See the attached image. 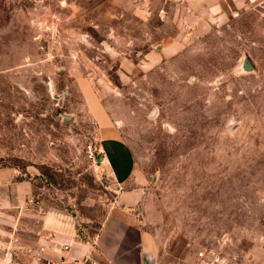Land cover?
<instances>
[{"label": "rangeland", "instance_id": "obj_1", "mask_svg": "<svg viewBox=\"0 0 264 264\" xmlns=\"http://www.w3.org/2000/svg\"><path fill=\"white\" fill-rule=\"evenodd\" d=\"M95 107L124 185L86 155ZM48 211L141 231V264H264V0H0V256L42 258Z\"/></svg>", "mask_w": 264, "mask_h": 264}, {"label": "crops", "instance_id": "obj_2", "mask_svg": "<svg viewBox=\"0 0 264 264\" xmlns=\"http://www.w3.org/2000/svg\"><path fill=\"white\" fill-rule=\"evenodd\" d=\"M171 47V44H170ZM169 46H167V49ZM92 103H96L92 99ZM94 116L98 119L97 146L101 150V162L111 177L120 185L126 184L133 173L134 155L129 144L116 134L107 117L98 107L94 109ZM141 194L139 187H126L119 192L123 203H133ZM113 217V216H112ZM109 218L103 223L97 238H87L85 231L68 215L57 211H48L43 215V228L50 239L46 241V248L42 251V258L35 257L26 264H41L45 258L58 259L62 255L66 259H81L84 255L97 264H141L140 251H143L141 231H137L138 238L131 244L125 243L124 238L113 228H109ZM105 235L114 236L115 249H108ZM124 244L128 245L123 248ZM130 248V249H129ZM134 253L135 259L129 260L127 253Z\"/></svg>", "mask_w": 264, "mask_h": 264}, {"label": "built area", "instance_id": "obj_3", "mask_svg": "<svg viewBox=\"0 0 264 264\" xmlns=\"http://www.w3.org/2000/svg\"><path fill=\"white\" fill-rule=\"evenodd\" d=\"M86 155L89 158L96 159L101 155V150L95 147L92 142L86 145ZM221 256L213 249H200L196 252V259L194 264H221ZM0 264H15L11 256H0ZM39 264V263H37ZM41 264H97L94 260H91L88 256L84 255L81 259L73 258L71 260L66 259L62 255L58 259L45 258Z\"/></svg>", "mask_w": 264, "mask_h": 264}, {"label": "water", "instance_id": "obj_4", "mask_svg": "<svg viewBox=\"0 0 264 264\" xmlns=\"http://www.w3.org/2000/svg\"><path fill=\"white\" fill-rule=\"evenodd\" d=\"M101 159H102V156H101V155H99V156L96 158L97 161H101Z\"/></svg>", "mask_w": 264, "mask_h": 264}]
</instances>
